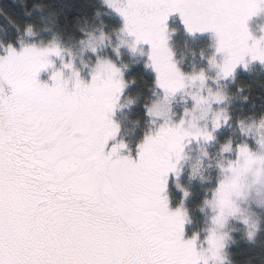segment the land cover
Here are the masks:
<instances>
[{"label":"snow or ice","instance_id":"snow-or-ice-1","mask_svg":"<svg viewBox=\"0 0 264 264\" xmlns=\"http://www.w3.org/2000/svg\"><path fill=\"white\" fill-rule=\"evenodd\" d=\"M104 2L122 20L130 51L147 45L145 67L165 102L197 82L203 88L207 79L204 70L185 75L176 67L168 47L173 15L188 35L214 36L208 63L217 79L232 77L238 67L246 70L252 61L264 65V35L255 38L248 28L252 17L264 13V0ZM62 51L54 42L21 45L19 51L9 44L0 55V264H222L225 237L216 228L237 211L231 197L254 162L248 146H236L237 163L228 169L233 178L213 194L218 212L206 237L207 256L197 250V234L184 238L186 213L170 209L165 193L169 174H179L185 143L213 140L228 117L214 113L209 131L196 126V117L170 123L164 103L146 105L145 114L164 123L136 145L135 159L120 155L127 150L123 142L106 151L119 132L113 115L126 88L121 69L98 58L85 82L71 62H62L71 73L66 78L50 59L62 60ZM47 70L51 85L38 80ZM190 98L194 111L225 97L208 89L207 97ZM210 110L201 109L204 115ZM185 115L191 112L185 109ZM232 150L230 143L222 146Z\"/></svg>","mask_w":264,"mask_h":264},{"label":"trees","instance_id":"trees-1","mask_svg":"<svg viewBox=\"0 0 264 264\" xmlns=\"http://www.w3.org/2000/svg\"><path fill=\"white\" fill-rule=\"evenodd\" d=\"M120 23V18L108 11L102 0H0V54L3 47L9 44L17 46L29 29L45 40H56L66 50L77 53L80 51L79 44L90 36L104 35L114 42ZM167 28L170 33L168 47L176 67L185 75L204 70V62L212 56L208 36L188 35L175 16L169 17ZM248 28L255 38L264 35V14L252 17L248 21ZM119 56L116 59L107 57L123 63L126 88L122 99L129 101L131 106L113 117L119 126V132L115 140L108 142L106 150L114 143L123 142L127 145V150H122L120 155L131 154L134 157L136 145L146 134L156 130L145 114V106H150L156 98L155 76L139 59L121 53ZM93 58L95 57L84 53L83 64L73 66L83 79L90 71ZM229 96L232 100L228 106L227 123L213 136L210 152L214 154L227 143L239 145L242 142L239 125L249 119H257L259 111L264 112V65L252 61L250 73L238 74L234 86L229 90ZM183 185L191 191L187 207L190 220L195 225L193 227L197 228L203 215L196 212L208 197L203 194L199 198L198 185L188 184L187 178L183 180ZM256 241L246 242L238 235L228 251L230 264H264V241L261 244Z\"/></svg>","mask_w":264,"mask_h":264},{"label":"rangeland","instance_id":"rangeland-1","mask_svg":"<svg viewBox=\"0 0 264 264\" xmlns=\"http://www.w3.org/2000/svg\"><path fill=\"white\" fill-rule=\"evenodd\" d=\"M119 2L123 4L124 0H119ZM102 3L108 9V11L117 15L105 4L104 0H102ZM173 16H175L180 21L178 15ZM120 22V27L116 31L113 38L114 42H112L109 37L104 35L103 40H101V35L90 36L79 44L78 48H80V53H76L73 50H66L56 40L47 41L41 36L32 32H28L26 37L21 40L17 46L13 47L19 51L21 45H36L37 47H46L54 42L63 50L61 52L62 60L58 57H50V59L53 61L54 68L62 70L66 78L69 77L71 73L69 70L63 69L62 62L64 64L71 62L73 66H76L77 64H83L82 58L84 53L95 57L93 58V63L90 65V71L95 66L97 59L100 58L111 61L116 67L121 69L123 75V63L120 64L113 59H109L107 56H112L113 58L115 57L114 59H116V56H119L121 53V55H128L134 59H139L144 63L145 66L147 63L146 53L148 51V47L147 45H143L140 46L136 52L130 51L128 44L131 42V40L128 36L120 31L122 27L121 19ZM203 34L209 38L212 47L211 57H213L215 54L214 36L211 33ZM203 34L197 33L194 36ZM122 41L124 43H122ZM92 47L96 49L95 52L91 50ZM6 48L7 47H3L0 55L4 54V50ZM141 50L145 53V55L140 54ZM215 59L216 62L219 63L222 58L219 55H215ZM208 60L204 62L206 64L204 72L207 79L203 88H201L199 82H197L196 85L185 88L183 92H178L175 96L171 97L165 102L163 100V93L155 87L156 98L150 105L154 103H164L168 109L167 119L170 121V123H178L181 118L187 122L192 117H196L195 123L198 128H207L209 131H212L213 114L222 111L226 116L228 115V106L232 100V98L229 96V90L234 86L235 80L237 79L239 73H250L252 62L248 64V68L246 70L243 67H238L232 77L227 79H217V69L211 67L208 63ZM173 61L175 62L174 59ZM147 69L152 72L150 68ZM90 71L88 72L85 79L81 77V79H83L85 82H88L90 79ZM194 73L197 72H193L188 75H192ZM50 74L51 70L43 71L38 75V80L42 83H48L51 85L52 82L49 80ZM208 89H211L212 92H220L225 97L224 100L220 103L209 101V104L201 105L193 111L194 102L190 98V94L207 97ZM5 94H8L7 86H5ZM122 96L119 102L120 106L115 110L113 117L118 113L127 110L129 106H131V103L125 99H122ZM209 106L211 110L207 112L206 115L202 114L201 109L208 108ZM185 109H188L191 112V116L185 115ZM256 115L257 119L253 118L247 120L246 122L244 121L242 125H239L238 127V130L240 129L239 132L241 131L240 134L242 136V142L239 145L248 146L250 153L253 155L254 162L251 164L248 171L244 172L240 176L238 181L239 192L238 194H233L231 197V201L237 211L234 215L228 216L222 228H216V226L212 223L213 218L218 212L214 204L213 194L218 184L222 182H230L233 178L232 172L228 171V169L230 165L235 166L237 163V145H231L233 150L230 152L222 151V147L218 148L217 154H214V152H210V150H212V142L214 139L208 142H204L202 140H192L191 142H186L182 153V159L177 165L179 174H169L168 177L167 191L165 195L168 197L169 208L174 210L175 208L179 207L182 208V210L186 213L184 238L189 239L193 234H197V250L199 251L203 249L205 251V256H207L208 245L206 243V237L208 236L210 229L216 228L218 234L225 237V247L221 252L222 264H230L228 251L229 248L234 245L238 235L240 239L246 242L254 243L257 240L256 243L261 244L264 241V142L260 141L256 136V128L258 123L261 121L264 112L259 111ZM147 118L154 124L155 129L164 123L163 118L158 119L149 116H147ZM225 124L226 123L221 122V126L212 133L213 136L218 133ZM185 126H187V124ZM135 157L136 155L132 158L135 159ZM240 164H243L242 159L240 160ZM186 178L188 184L192 183L194 186L196 184L198 185V188L201 191H199V198H201L203 194L208 197L205 202H202V206L199 207L198 211L196 212L198 215H203V217L201 216L202 220L197 228L193 227L195 226L193 225L194 222L192 223L189 217L187 201L189 200L191 191H189L186 186L183 185V180ZM181 189L183 191H181ZM185 192L188 193L187 196L184 195ZM245 221L247 222L245 223ZM249 233H251V236H249ZM208 264H221V261H212L209 259Z\"/></svg>","mask_w":264,"mask_h":264},{"label":"water","instance_id":"water-1","mask_svg":"<svg viewBox=\"0 0 264 264\" xmlns=\"http://www.w3.org/2000/svg\"><path fill=\"white\" fill-rule=\"evenodd\" d=\"M256 136L260 141L264 142V115L262 116L261 121L257 125Z\"/></svg>","mask_w":264,"mask_h":264}]
</instances>
